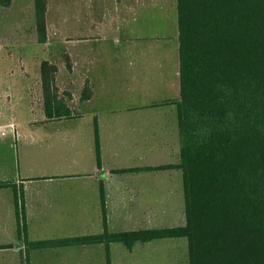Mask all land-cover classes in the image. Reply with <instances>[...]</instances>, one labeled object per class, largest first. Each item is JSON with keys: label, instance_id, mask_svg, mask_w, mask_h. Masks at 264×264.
<instances>
[{"label": "crops", "instance_id": "crops-1", "mask_svg": "<svg viewBox=\"0 0 264 264\" xmlns=\"http://www.w3.org/2000/svg\"><path fill=\"white\" fill-rule=\"evenodd\" d=\"M24 1L35 30V50L39 54L36 67L40 70L43 60L57 65L56 84L61 94L70 93L66 103L71 114L48 118L41 88L37 106L30 108L34 115L27 121L32 141L22 147L24 163L20 169L18 161L17 172L13 171L11 145H0V183L7 184L0 187V264H107L108 259L114 264L116 243L110 244L109 255L103 243L42 249L29 243L99 235L104 232L105 218L111 233L185 225L186 214L184 222L165 224L175 221L169 215L185 212L183 173L176 167L181 151L174 104L180 97L179 44L68 48L66 45L74 39L57 37V20L50 18L56 11L51 0H47L46 13L48 41L41 44L34 0ZM95 1H86L92 3L91 7L85 5L86 16L91 12L92 28L107 21L100 18ZM112 1L109 6L118 11L123 7L125 15L132 14L135 5L149 2L158 6L159 2ZM16 3L13 0L11 6L2 8L11 9ZM85 10H81L82 18L78 15V23L85 21ZM151 12L157 18L162 9ZM82 34L77 41L101 38L98 33ZM116 35L125 43L164 38L154 30L141 36L121 31ZM58 54L64 59L57 60ZM67 56L72 70L67 68ZM63 63L70 76L82 71L76 91L72 79L59 78ZM85 88L91 92L87 100L81 98ZM2 118L0 130L17 133L19 124ZM96 128L100 166L95 150Z\"/></svg>", "mask_w": 264, "mask_h": 264}, {"label": "trees", "instance_id": "trees-1", "mask_svg": "<svg viewBox=\"0 0 264 264\" xmlns=\"http://www.w3.org/2000/svg\"><path fill=\"white\" fill-rule=\"evenodd\" d=\"M13 0H0L9 7ZM177 108L186 223L183 226L36 241V249L111 243L128 250L186 238L189 264H264V0H176ZM47 0H34L38 42L48 41ZM67 68L72 70L69 56ZM58 67L40 65L48 118L67 116ZM91 97L88 88L82 99ZM98 165L101 152L95 131ZM127 171V170H122ZM7 186L0 183V187ZM103 199V197H102ZM106 216L104 212V217ZM111 264L110 259L108 263Z\"/></svg>", "mask_w": 264, "mask_h": 264}, {"label": "rangeland", "instance_id": "rangeland-1", "mask_svg": "<svg viewBox=\"0 0 264 264\" xmlns=\"http://www.w3.org/2000/svg\"><path fill=\"white\" fill-rule=\"evenodd\" d=\"M86 1L51 0L52 9H56V11L50 13V18L54 17L55 21L57 20L54 23V28L57 29V37L74 39L73 43L69 42L66 45L68 48L91 47L93 45L112 47L119 44L132 46L157 44L177 47L179 44L176 0H164L163 3L158 0V6L149 2L144 6L135 5L133 13L128 15L123 13V7H120L121 10L118 11L117 7L109 6L113 4L112 0H99V5L97 0L94 5L100 10V18L107 21L102 22L100 26H94V28L91 24V12L89 16H86L88 13L85 10V5L89 3ZM26 4L27 1L17 0L11 9H4L0 6V117H3L5 122L12 120L19 124L17 125V133L12 129L0 130V145H11L14 172H17V167L20 166V169L23 167L22 147L32 141V128L28 126L27 121L34 115L30 108L37 106L41 92L40 70L35 63V58L39 56L35 50V30L31 25ZM89 4L91 7L92 3ZM156 8L158 12L162 9L157 18L155 15L152 16L151 12ZM83 9L85 10V16L83 15L85 21L78 23V15L80 14L79 17L82 18L81 10ZM105 9H107L106 12ZM31 14L34 23V14L33 12ZM94 19L97 18L94 17ZM151 30L158 32L164 38L159 39L158 42L132 39L125 43L123 38L117 39L119 35L114 36L116 32L120 31L129 35L132 33V36H141V34ZM82 33H98L101 38L95 41L79 42L77 37ZM61 56L63 55L58 54L57 60L63 58ZM60 71L59 78L61 80L72 79L73 90L76 91L82 78V71H76L74 76H70L64 63L61 65ZM173 215L169 216L175 218L174 223L165 224L184 222V211L174 215V217ZM113 252L114 264H189L186 238L158 239L145 244H137L132 251H129L123 244L116 243Z\"/></svg>", "mask_w": 264, "mask_h": 264}]
</instances>
